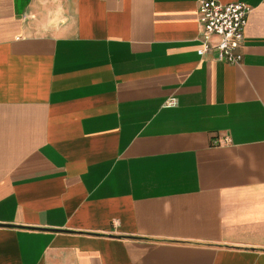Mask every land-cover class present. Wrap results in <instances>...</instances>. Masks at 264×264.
Segmentation results:
<instances>
[{"label":"crops","instance_id":"crops-1","mask_svg":"<svg viewBox=\"0 0 264 264\" xmlns=\"http://www.w3.org/2000/svg\"><path fill=\"white\" fill-rule=\"evenodd\" d=\"M201 1L0 0V264H264V0L238 66Z\"/></svg>","mask_w":264,"mask_h":264},{"label":"built area","instance_id":"built-area-1","mask_svg":"<svg viewBox=\"0 0 264 264\" xmlns=\"http://www.w3.org/2000/svg\"><path fill=\"white\" fill-rule=\"evenodd\" d=\"M249 11L241 3L224 5L216 0L201 1L198 7L201 46L197 55L202 57L214 51L219 62L238 66L242 59L239 49ZM166 106L174 107L175 102L169 100Z\"/></svg>","mask_w":264,"mask_h":264}]
</instances>
